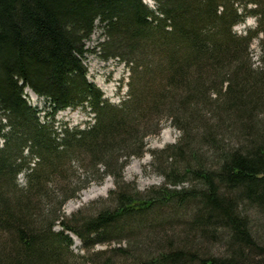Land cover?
Here are the masks:
<instances>
[{"label": "trees", "instance_id": "trees-1", "mask_svg": "<svg viewBox=\"0 0 264 264\" xmlns=\"http://www.w3.org/2000/svg\"><path fill=\"white\" fill-rule=\"evenodd\" d=\"M250 15L257 29L234 31ZM98 23L102 56L132 69L120 105L88 78L85 59L96 49L86 41ZM143 46L146 57L131 55ZM27 89L44 98L43 120ZM70 108L90 109L94 124L56 128ZM146 112H164L154 134L169 121L180 137L159 151L165 182L140 191L123 169L145 153L149 133L136 120ZM80 168L86 185H56L79 184ZM107 176L114 188L101 208L63 215L69 199ZM169 204L188 211L179 232L132 225ZM260 220L264 0H157V9L143 0H0V264H264ZM125 232L131 240L111 238ZM73 235L85 253L73 251Z\"/></svg>", "mask_w": 264, "mask_h": 264}, {"label": "rangeland", "instance_id": "rangeland-1", "mask_svg": "<svg viewBox=\"0 0 264 264\" xmlns=\"http://www.w3.org/2000/svg\"><path fill=\"white\" fill-rule=\"evenodd\" d=\"M143 1L152 9H157V0ZM247 29H257V18L254 15L248 16L245 22H242L234 27V31L241 35L245 34V30ZM262 37L263 36L261 34L258 35L259 39H261ZM258 38L255 37L251 42V51L255 65L260 66L261 64L258 57L260 55ZM103 40L104 38L102 34V28L98 23L95 33H93L90 40L86 41V46L88 48H90L91 50L96 49L95 52L88 54L87 58L85 59L88 69V78L101 89V91L104 93V97L107 100H109L115 105H120L129 98L132 69L131 66L125 60H120L118 57H112L110 59L104 58L99 51V47L97 46ZM118 50L125 52V54H130V51H128L124 47H119ZM139 51L132 52L131 55H134L135 57H137V59L144 58L147 56L149 49L143 46L139 48ZM143 78H145L144 82L148 83L150 76L146 75ZM25 97L31 105L36 106L41 110L40 115L41 119L43 120L45 118L43 117L45 114L44 98L38 95H33L30 90L25 91ZM89 111L90 109L82 108H70L67 110L60 111L56 115L55 127L60 129L62 125L67 124L69 127L77 126L79 128H84L87 127L89 124L92 125L95 122V114ZM163 113L164 112H159L158 114H156V116L161 118L163 116ZM138 115L139 114H137L135 118H137ZM140 116L141 117L136 120L139 125L137 132L149 133V135L145 137V153L140 156H131L127 160V164L123 169V175L124 179L127 182H135L136 186L140 191H146L154 185H162L165 182V178L162 175V168L165 166V164L164 166H162L164 163V158L162 154L159 153V151L163 150L169 144L175 143L180 137V131L169 121H165L163 122L159 133L154 134L153 132L158 128V126L156 125V116L151 117L148 112H146L144 115L140 114ZM134 143V146L130 148L132 151L135 152L138 151V143L136 144V141ZM153 152L157 154L156 160L153 157ZM84 159L85 157L83 156L82 160ZM81 164L85 166L86 162L82 161ZM63 168L66 169V167ZM73 169L78 168L74 166ZM114 170L116 171V168H114ZM78 172L81 173V182L79 184L75 185L76 182L70 184L68 181L66 182L67 178L64 179V177H62L63 181L58 178L59 180H56V185L62 186L65 184V186H70L69 189L71 190L74 187H78V185H86L91 178L86 179L85 174L87 173L84 172V168H80ZM69 174L70 172H63V176L69 177ZM92 177L95 178L96 176ZM73 180L76 181L77 178H74ZM19 182L25 183L24 174L19 175ZM107 184L110 186L106 192L95 195L87 201H84V196L87 192H90L95 189H103ZM113 188L114 180L111 176H107L101 182H90L87 187L82 188L78 192L76 197L69 199L65 203V205L62 207L63 215L66 217H70L71 215H73V213L76 212L86 213L89 212V210H91L92 212L101 208L105 199L108 197L110 190ZM177 207L178 206H175V204H169L168 206L164 205L162 207L155 208L144 216L140 218L137 217L135 219V222L133 221L134 223L132 225L138 226L139 221H142L143 227H155L157 230L165 231V233L179 232L184 228V222L188 219L189 215L186 214L188 212L186 211V209L184 210ZM258 222L259 223H257V230L260 234H264V220H260ZM143 227L141 228L143 229ZM129 234L130 233L125 232L122 234V236H112L111 238L119 237L117 239L122 238V240L124 241H129V239L131 240V238L134 236L133 234H130V238ZM73 238L75 241L73 245V251L75 253H85L83 244L79 240V238L75 235H73ZM106 247V245H97L98 249Z\"/></svg>", "mask_w": 264, "mask_h": 264}, {"label": "bare ground", "instance_id": "bare-ground-1", "mask_svg": "<svg viewBox=\"0 0 264 264\" xmlns=\"http://www.w3.org/2000/svg\"><path fill=\"white\" fill-rule=\"evenodd\" d=\"M27 90H30V89H27ZM30 92L33 94V95H37L35 94L32 90H30ZM110 185H106L103 189H95V190H92L90 192H87L84 196V201H87L88 199H90L91 197L95 196V195H98V194H102L104 192H106L108 190Z\"/></svg>", "mask_w": 264, "mask_h": 264}]
</instances>
